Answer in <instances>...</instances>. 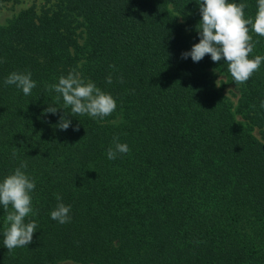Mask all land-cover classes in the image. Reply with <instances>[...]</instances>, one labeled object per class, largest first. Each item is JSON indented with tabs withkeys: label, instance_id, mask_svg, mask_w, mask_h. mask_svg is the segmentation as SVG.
Instances as JSON below:
<instances>
[{
	"label": "trees",
	"instance_id": "16d2710c",
	"mask_svg": "<svg viewBox=\"0 0 264 264\" xmlns=\"http://www.w3.org/2000/svg\"><path fill=\"white\" fill-rule=\"evenodd\" d=\"M229 2L255 18L258 0ZM201 19L199 0H45L0 25V181L27 163L38 225L9 252L0 205V264H264V62L235 85L224 60L183 59ZM73 70L115 98L111 115H73L46 89ZM25 71L28 96L4 84ZM114 136L130 151L110 160ZM59 202L69 223L51 219Z\"/></svg>",
	"mask_w": 264,
	"mask_h": 264
},
{
	"label": "clouds",
	"instance_id": "9594fccd",
	"mask_svg": "<svg viewBox=\"0 0 264 264\" xmlns=\"http://www.w3.org/2000/svg\"><path fill=\"white\" fill-rule=\"evenodd\" d=\"M246 7L245 3L237 4L229 0H199L202 17L197 25L199 43L194 44L190 51L183 52L182 58L187 59L190 56L193 62H199L206 54H210L213 62L224 60L235 85L246 83L264 62L262 55L249 58L258 43L253 42L250 32L264 37V0H258L254 19L245 18ZM106 82H113L111 74L106 78ZM120 82H124L122 77ZM4 84L15 85L26 96L37 86L30 71L12 72L4 80ZM46 89L60 94L56 101L59 102L62 96L65 108L70 107L73 115H88L93 119L103 120L117 107L116 100L110 93L102 91L90 80L85 81L75 70L70 71L67 76H61L58 83L46 85ZM260 107L264 108V101H261ZM57 111V107L49 105L42 114H56ZM67 116L61 115L56 127L67 130L71 125ZM74 130H78V127ZM113 145L107 150L110 160L116 159L118 153L126 154L130 151L126 143L119 142L118 136L113 137ZM12 155L16 156L15 150ZM26 169L27 163L22 161L19 167L0 181V205L7 212L5 223L9 225L3 233V246L9 252L16 248L28 247L38 227L35 220L25 222L26 217L36 214L32 207L31 195L36 182L26 174ZM56 199L62 201L59 194ZM10 206L12 211H8ZM70 211V205L59 202L51 211V219L61 224L69 223Z\"/></svg>",
	"mask_w": 264,
	"mask_h": 264
},
{
	"label": "rangeland",
	"instance_id": "374dc122",
	"mask_svg": "<svg viewBox=\"0 0 264 264\" xmlns=\"http://www.w3.org/2000/svg\"><path fill=\"white\" fill-rule=\"evenodd\" d=\"M45 0H22L19 4L16 5H5L4 7L0 8V25H3L8 19L14 16L19 10L29 7L30 5L34 4L36 7L42 5ZM216 82V81H215ZM228 92L226 90L223 92L224 95H227ZM62 264H69V263H62Z\"/></svg>",
	"mask_w": 264,
	"mask_h": 264
}]
</instances>
